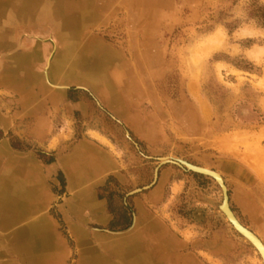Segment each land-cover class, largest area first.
Masks as SVG:
<instances>
[{
    "label": "rangeland",
    "instance_id": "obj_1",
    "mask_svg": "<svg viewBox=\"0 0 264 264\" xmlns=\"http://www.w3.org/2000/svg\"><path fill=\"white\" fill-rule=\"evenodd\" d=\"M89 1L0 0V147L50 163L58 148L88 137L106 143L118 164L90 189L72 188L60 169L47 181L55 264H91L87 249L106 258L135 231L163 230L172 255L260 264L221 210L218 182L181 161L216 171L227 187V148L264 156V0ZM23 57L29 75L18 79L9 68ZM2 164L0 193L32 190L19 185L24 170L5 176ZM256 168L264 175V164ZM79 193L105 209L78 203ZM227 194L264 243V212ZM7 248L11 263L23 264ZM110 258L102 264L117 263Z\"/></svg>",
    "mask_w": 264,
    "mask_h": 264
},
{
    "label": "crops",
    "instance_id": "obj_2",
    "mask_svg": "<svg viewBox=\"0 0 264 264\" xmlns=\"http://www.w3.org/2000/svg\"><path fill=\"white\" fill-rule=\"evenodd\" d=\"M32 112L36 115V109H33ZM36 119L37 123L41 124L39 116L36 115ZM0 149V161L3 162L0 165L2 164L3 166V168L1 167L4 171L3 175L6 176V174L10 173L9 167L13 168L16 166L19 170H24L27 179V182L21 181L22 183L20 182L19 185L26 188L32 187L30 196L28 199H22L21 207L13 214L12 219L0 225V264H12V259H15L13 254H11L12 257L10 256V258L5 256L10 252L4 241L12 233L39 226L40 229L45 230L43 232L46 235L49 234L48 236H50L54 244L57 241L51 217L47 212L50 196L45 189L46 183L53 175L54 170L60 169L63 171L69 186L83 190L103 184L105 178L118 168V164L115 162L106 143H103L102 140L95 141L88 137L79 138L58 148L53 154L54 161L50 163L43 162L32 150L16 152L5 143L1 145ZM226 151L229 154L227 157L228 161L232 162V166L229 164L231 167H229L226 183L229 190V200L231 201L232 197L235 196L244 207L245 204H249L255 215L259 214V212L263 213L264 194L261 188H263L264 184V175H261V170L259 171L256 167L259 164H264V156H249L229 148ZM9 185L11 188L15 187L14 184ZM9 185L7 184L6 186L4 184L2 187H5L6 191ZM2 195L0 199L6 194L3 193ZM78 197V203L86 206L87 199L92 196L89 194L85 196L79 193ZM95 201L100 204L97 211L105 209V202ZM89 209L91 208L89 207ZM99 218L107 219L106 214L104 215L103 212ZM139 219L141 223H144L141 221L142 217ZM29 220L33 222L24 224ZM22 221H24L23 224L21 223ZM147 221L156 223L153 219ZM75 231L81 230L75 228ZM48 258L51 264H55V252L50 253ZM181 258L186 259L188 264H199L196 260H192L190 255L181 256Z\"/></svg>",
    "mask_w": 264,
    "mask_h": 264
},
{
    "label": "bare ground",
    "instance_id": "obj_3",
    "mask_svg": "<svg viewBox=\"0 0 264 264\" xmlns=\"http://www.w3.org/2000/svg\"><path fill=\"white\" fill-rule=\"evenodd\" d=\"M64 10H65V7L62 12H64ZM59 12L61 11H58V14ZM73 26L70 25V28H68V30L72 31L74 29ZM62 30L63 32H65L64 29ZM73 43H74V40L69 37L67 39V45H66L67 48L65 49L69 50L73 46ZM70 44L71 46H69ZM82 57H87V55H82ZM73 61H75L74 58H73ZM23 63L25 64L24 57L21 58L19 60V63H17L15 66L11 65L12 67L9 68V71H11L10 73L12 74L13 77L18 78V79L22 77L27 78L29 74L26 73L27 75L26 74L22 75L24 73L23 70L26 65V64L24 65ZM78 63H80V65L84 67V64H85L84 61L79 60ZM201 168H203L204 170H210L207 167H201ZM31 191L32 190L24 191L23 189H18V191L16 192L15 191L8 192V196L6 194L5 198L0 199V225L6 223V221L9 220V218H12L10 217V215H12L11 213H15L16 211L19 210V208L21 207L20 205H21L22 199H26V198L28 199ZM3 193L5 192H2L0 194L2 195ZM98 204L99 203L96 202L91 197L87 199V205L90 208L96 209L98 208ZM43 231L45 230L40 229L39 226H35V227H32L24 231H18V232L12 233L8 237L9 241H15V243H13L12 246L9 245L5 241L4 243L6 244V246H9L11 250L13 249V250H17L18 252H20V257L22 259L23 264H50L48 253L51 252V244L45 232ZM166 236L167 235H165L163 231H153L152 234H150L149 231H135L127 239L117 242L115 244H111L112 246L109 249V251L111 252L108 254L109 256H107L106 258H104L105 256L102 257L101 255H98L97 252L93 250L87 249L85 252L86 253L85 259L87 256H89L91 264H102V263L111 261L110 256L112 255V257H114V260L118 264H188L186 259L181 258L180 256L167 253L166 250H164L165 249L164 247L167 244ZM255 236L260 240V242L263 244V247H264V243L261 241V239L256 234ZM256 250L258 251L257 248ZM101 251L104 252V254H106L104 248H102ZM261 252H259L261 256L260 264H264V251L261 250Z\"/></svg>",
    "mask_w": 264,
    "mask_h": 264
},
{
    "label": "water",
    "instance_id": "obj_4",
    "mask_svg": "<svg viewBox=\"0 0 264 264\" xmlns=\"http://www.w3.org/2000/svg\"><path fill=\"white\" fill-rule=\"evenodd\" d=\"M181 162L192 170H195V171H198V172H201V173H204V174H207V175L213 177L218 182V184L220 185V187L222 189V193H223V200H222V203L220 205L221 210L223 211V213L225 214L227 219L230 221V223L233 225V227L243 237H245L255 248H257L259 252H261V250L264 251L263 244L260 242V240L255 236V234H253V232H251V230H249L243 224H241V222L236 218L234 212L232 211V209L229 205V201H228L227 187H226L221 175L220 174L218 175V173L216 171L211 170V169L210 170H204L203 168H201V166L193 165V164L187 163L185 161H181Z\"/></svg>",
    "mask_w": 264,
    "mask_h": 264
}]
</instances>
